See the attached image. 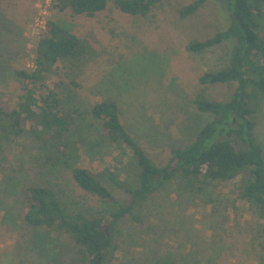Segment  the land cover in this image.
Here are the masks:
<instances>
[{
    "label": "rangeland",
    "instance_id": "obj_1",
    "mask_svg": "<svg viewBox=\"0 0 264 264\" xmlns=\"http://www.w3.org/2000/svg\"><path fill=\"white\" fill-rule=\"evenodd\" d=\"M192 1L160 0L141 16L123 13L114 0H107L102 12L87 17L58 12L50 0H0L2 21L13 23V27L4 23L5 28L1 24L0 61L9 59L10 64L0 68V108L16 106L22 84L11 72L34 68V47L46 32L48 21L69 27L85 50L83 59L57 61L42 74L41 87L36 89L38 97L55 93L64 113L71 115L64 139L69 160L57 163V170L47 174L33 175L31 171L25 175L26 184L14 189L13 196L4 202L15 218H3L0 212V264H21V252L30 258H34L33 251L52 253L43 264L67 262L75 256L64 234L21 225L17 216L24 209L23 190L30 184L49 187L69 210L110 220L114 206L72 181L71 169L81 167L98 176L117 202H129L126 188L136 184L135 167L128 163L129 150L104 140L99 120L88 113L93 104L112 101L127 131L160 166L167 162L172 149L188 144L198 128L211 119L196 111L192 100L229 99L235 83L205 86L199 77L227 64L233 42L224 41L204 53H192L187 48L189 42L208 39L229 25L226 3L207 0L193 15L181 19L179 10ZM251 118L253 135L264 157V99ZM21 126L22 134L0 148V184L8 179L12 168L21 167L24 173L44 159V149L37 148L28 137L29 124L22 121ZM238 180L215 182L200 194L183 190L175 182L165 186L138 209L137 221L125 216L117 225L113 232L115 248L107 264H161L157 260L169 258L170 253L173 264H203L207 258H213V264H259L264 258V237L258 231L261 221L236 197ZM210 200L216 202L215 213L207 203ZM36 233L39 241L35 240ZM153 258L156 261L151 263Z\"/></svg>",
    "mask_w": 264,
    "mask_h": 264
},
{
    "label": "trees",
    "instance_id": "obj_2",
    "mask_svg": "<svg viewBox=\"0 0 264 264\" xmlns=\"http://www.w3.org/2000/svg\"><path fill=\"white\" fill-rule=\"evenodd\" d=\"M159 1L114 0V4L123 13L142 16ZM206 1L194 0L184 6L178 12L180 18L193 15ZM224 1L229 25L208 39L189 42L187 48L192 53H204L231 40L233 45L227 64L221 69L204 72L199 77V83L205 86L235 83L236 88L225 102L204 97L192 100L194 109L210 115L211 119L198 128L188 144L172 149L164 165H156L140 147L122 124L118 108L112 101L96 102L89 109L90 116L100 122L104 140L110 145H122L129 150L128 163L135 167L136 184L126 188L130 195L127 205L117 202L98 176L81 167L71 169L72 181L86 193L114 206V212L109 214L110 220L105 216L97 217L69 210L47 186L30 184L24 188V209L21 216H17L21 225L30 229L54 230L59 235L64 234L72 243L74 258H67V262L57 264H107L109 253L115 248L113 232L117 225L125 216L137 221L138 209L152 195L160 193L165 186L174 182L183 190L200 194L215 182L233 181L239 177L236 197L246 202L256 219L261 221L258 231L264 237V157L253 135L255 124L251 118L258 110L259 102L264 99V0ZM50 2L58 12L69 11L72 15L93 17L105 9L107 0ZM3 19L0 17V32L1 24L5 28L4 23L8 22ZM7 25L13 27L12 21ZM46 26V32L34 47V68L11 72L22 84L23 93L18 96L16 106L11 110L0 108V148L22 134L24 128L21 123L24 121L29 124L28 137H31L32 144L37 148L40 146V150L44 149L41 152L44 159L24 173L20 172L21 167L18 170L12 168L8 179L0 184V212L3 218H15L11 213L12 208L9 205L6 208L4 202L13 196L14 189L26 184L25 175H30L31 171H34L33 175L47 174L57 170V163L65 164L68 159V143L64 139L71 126L68 121L71 115L64 113L60 106L61 100L55 93L47 92L38 97L36 89L41 87L39 82L42 74L57 61L83 59L85 50L69 27L57 21H48ZM9 64V59L0 61V68H7ZM50 149L52 151L48 153ZM117 186L121 187L119 183ZM207 203L212 205L215 213L216 202L210 200ZM106 226L109 227L108 235L104 230ZM35 235V240L39 241L40 235ZM35 252L34 258L21 252L19 262L36 264L39 261L38 264H43V261L48 260V255L52 254ZM172 259L170 253L169 258H159L157 262L173 264ZM155 261L156 258H153L151 263ZM203 264H213V258H207ZM259 264H264V258L259 259Z\"/></svg>",
    "mask_w": 264,
    "mask_h": 264
},
{
    "label": "water",
    "instance_id": "obj_3",
    "mask_svg": "<svg viewBox=\"0 0 264 264\" xmlns=\"http://www.w3.org/2000/svg\"><path fill=\"white\" fill-rule=\"evenodd\" d=\"M108 229H109L108 226H106V227L104 228V230H105V232H106V235H108Z\"/></svg>",
    "mask_w": 264,
    "mask_h": 264
}]
</instances>
